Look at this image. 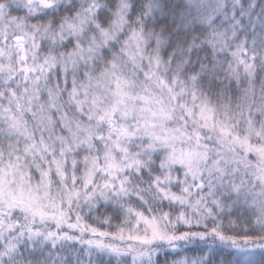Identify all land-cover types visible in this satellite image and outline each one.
<instances>
[{"label":"snow or ice","instance_id":"6c2138e0","mask_svg":"<svg viewBox=\"0 0 264 264\" xmlns=\"http://www.w3.org/2000/svg\"><path fill=\"white\" fill-rule=\"evenodd\" d=\"M0 264H264V0H0Z\"/></svg>","mask_w":264,"mask_h":264}]
</instances>
